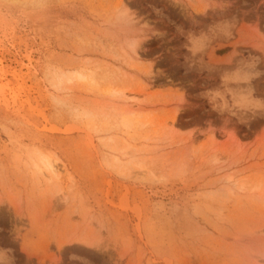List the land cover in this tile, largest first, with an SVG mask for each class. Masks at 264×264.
<instances>
[{"label":"rangeland","instance_id":"374dc122","mask_svg":"<svg viewBox=\"0 0 264 264\" xmlns=\"http://www.w3.org/2000/svg\"><path fill=\"white\" fill-rule=\"evenodd\" d=\"M0 264H264V0H0Z\"/></svg>","mask_w":264,"mask_h":264},{"label":"bare ground","instance_id":"6f19581e","mask_svg":"<svg viewBox=\"0 0 264 264\" xmlns=\"http://www.w3.org/2000/svg\"><path fill=\"white\" fill-rule=\"evenodd\" d=\"M135 98V97H134ZM128 100V99H127ZM127 100H126V102H127ZM134 102V101H133ZM130 107H132V106H130ZM134 108V107H133ZM133 110V109H132ZM47 163H49V165H48V168L49 169H51V170H53V172H54V166H53V164L51 163V162H47ZM47 163H45V164H47Z\"/></svg>","mask_w":264,"mask_h":264}]
</instances>
